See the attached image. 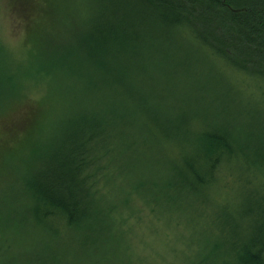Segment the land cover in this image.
Returning <instances> with one entry per match:
<instances>
[{
  "label": "trees",
  "instance_id": "1",
  "mask_svg": "<svg viewBox=\"0 0 264 264\" xmlns=\"http://www.w3.org/2000/svg\"><path fill=\"white\" fill-rule=\"evenodd\" d=\"M99 5V17H90L76 34L75 47H48L46 67L57 66L65 81L74 76L66 88L76 89L78 96L63 89V104L70 113L57 119L54 134L30 161L24 177L1 188L0 240L8 237L0 243V259H9L7 264H70L67 261L77 258L92 264H145L130 253L127 233L121 229L120 214L136 195L151 205L157 220L190 225L197 245L183 264H264V196L252 193L245 207L243 203L237 209L234 242L220 243L219 219L210 218L219 214L215 200L208 197L210 191H219V179L235 176L242 181L236 174L242 161L234 160L235 129L219 132L211 127L196 140L190 162L186 157L162 161L158 181L154 177L143 185H127L128 165L116 161L112 147L120 136L117 131L129 127L135 117L120 94L127 57L139 40L143 50L151 51L161 48L165 39L174 48L175 36L188 37L239 73L264 78V0H122L119 7L101 0ZM49 7L48 12L41 7L46 18L60 13L55 4ZM8 61L0 47V115L8 98L24 85L13 79L20 78L16 69H23L16 65L15 71ZM70 64L78 67L65 69ZM47 69L39 78L53 74ZM29 158L34 159V150ZM108 159L118 168L116 173L109 172ZM245 163L246 172L264 178V161ZM240 175L247 178L246 173ZM17 186L11 201L3 196L5 189Z\"/></svg>",
  "mask_w": 264,
  "mask_h": 264
},
{
  "label": "rangeland",
  "instance_id": "2",
  "mask_svg": "<svg viewBox=\"0 0 264 264\" xmlns=\"http://www.w3.org/2000/svg\"><path fill=\"white\" fill-rule=\"evenodd\" d=\"M50 1L60 13L51 11L46 18L42 13L45 7V11L51 10ZM100 1L0 0V47L8 62L15 65L14 70L20 65L24 72L16 69L20 78L13 79L24 85L19 93L8 98L11 101L0 115V191L24 177L30 161H35L45 140L54 134L57 119L70 113L61 93L75 77L73 81H65L57 66H51V70L46 67L48 47L74 46L76 34L85 29L90 17H99ZM102 1L119 7L122 0ZM175 40L174 48L165 39L161 48L151 51L143 50L139 40L128 55L120 97L135 117L129 120L133 122L129 127L117 131L120 136L112 141L113 152L116 161L128 165L127 185L133 182L143 185L154 177L158 181L157 166L162 161L174 163L186 157L190 162L196 154V140L211 127L219 132L235 129L238 136L235 156L238 155L233 157L242 161L236 171L242 181L235 176L220 178L219 191H210L208 195L219 210V214H210V218L219 219V242L227 244L234 242L237 209L243 203L245 207L246 197L252 193L264 196L263 176L244 170L246 161H264V78L239 73L219 55L199 48L188 37L175 36ZM37 66L44 68L39 70ZM68 67L78 65L64 68ZM47 68L53 74L39 78ZM75 71L76 68L72 74ZM66 89L71 90V97L78 96L76 89ZM32 150L34 159L29 158ZM108 160L105 162L109 172L116 173L118 168ZM244 173L247 178L240 175ZM247 179L250 185H244ZM16 191L18 186L10 192L5 189L3 196L11 201ZM120 215L124 221L121 229L127 233L125 237L135 259H144L145 264H183L185 257L193 255L197 241L187 222L157 220L151 205L136 195ZM77 259L67 262L92 264L84 258ZM7 262L9 259H0V264Z\"/></svg>",
  "mask_w": 264,
  "mask_h": 264
}]
</instances>
